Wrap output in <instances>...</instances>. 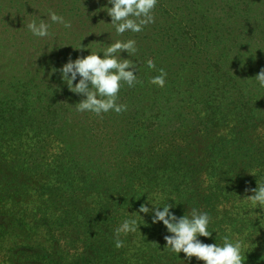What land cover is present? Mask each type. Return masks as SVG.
<instances>
[{
  "label": "trees",
  "instance_id": "1",
  "mask_svg": "<svg viewBox=\"0 0 264 264\" xmlns=\"http://www.w3.org/2000/svg\"><path fill=\"white\" fill-rule=\"evenodd\" d=\"M174 1L158 0L153 24L118 36L107 0H27L26 25L51 24L52 10L71 27L51 24L42 39L26 29L36 73L0 80V264H187L164 248L162 223L144 214L140 232L121 234L124 246H115L116 228L136 218L126 212L156 201L173 204L177 217L207 212L213 233L203 243L240 239L244 264H264V212L240 200L264 182V88L255 80L264 23L251 19L264 1L227 0L232 23H209L211 0ZM129 39L137 52L121 57L133 61L139 82L118 93L126 110L78 112L83 97L58 70L89 54L74 50L80 43L100 51ZM159 69L163 88L149 83Z\"/></svg>",
  "mask_w": 264,
  "mask_h": 264
},
{
  "label": "clouds",
  "instance_id": "2",
  "mask_svg": "<svg viewBox=\"0 0 264 264\" xmlns=\"http://www.w3.org/2000/svg\"><path fill=\"white\" fill-rule=\"evenodd\" d=\"M157 4L158 0H107V5L110 7L105 6L103 9H106V14L111 20L107 25H111L115 33L120 36L126 32L140 33L145 26L153 24ZM48 20L51 24L62 25L64 28L71 27V23L66 21L64 16L52 10L48 12ZM51 24L44 19H34L26 27L32 36L42 39L51 37ZM70 47L73 49L72 46ZM74 50L87 51L89 54L78 56L75 60L69 58L58 71L62 83L67 86L68 90L83 97L74 106L76 110L82 113L91 112L97 116L108 112L119 114L125 111L126 106L117 102L118 93L123 85L133 87L139 81L135 64L128 58H122L121 53H126L127 57L135 55L136 41L116 40L104 44L100 51H90L88 47L83 48L80 43L79 47ZM155 68V62L148 61L147 69L154 70ZM56 71L57 69H52V73ZM166 75L163 69H159V75L151 77L149 83L163 88L166 84ZM77 79L78 82H76ZM255 80L261 88H264V70H261ZM256 185V188L251 190L253 193L251 196L240 200L247 202L253 209H260L261 214L264 212V182L256 183ZM149 204L152 206L151 209L147 206ZM173 207V204L170 205L168 202L166 204H161L159 201L146 202L139 207L138 213L130 215L126 212V216L136 218L124 219L116 228L115 246L117 248L124 246L119 238L121 234L126 236L140 232L138 221H143L140 214H144L150 216L152 224L162 223L169 234L164 236V248L177 256L183 253L182 261L187 264H191L193 257L202 264H244L245 245L240 239L230 240L225 237L222 244H205L199 239V237L211 238L213 233L208 230L211 217L207 212L193 208L188 214L177 217L171 211ZM226 207H231V205L221 204L219 210L223 211ZM255 215L259 217L257 213Z\"/></svg>",
  "mask_w": 264,
  "mask_h": 264
},
{
  "label": "rangeland",
  "instance_id": "3",
  "mask_svg": "<svg viewBox=\"0 0 264 264\" xmlns=\"http://www.w3.org/2000/svg\"><path fill=\"white\" fill-rule=\"evenodd\" d=\"M178 1L176 0V2ZM236 1L245 2L246 0ZM26 2L27 0H0V80L4 81V86L11 81H22L27 78L28 73H36L35 66L38 65V60L36 57L32 58V53L26 52L29 39H33L29 38V33L26 31V12L28 11ZM176 2L174 1V3ZM211 2L213 6H211L209 12L211 16L209 23H232L234 21L229 20V15L231 14H228V8L230 3H226L227 0H211ZM46 3L44 1L39 5L44 6ZM261 5L264 7V3ZM91 9L92 4L89 1L85 8L82 9V12L84 15L88 13L90 15ZM35 11H37L36 8ZM251 16L252 21L264 23V10L254 12ZM238 17H241L240 14ZM205 39L208 40L209 36H206ZM256 46L261 47L258 43H256ZM255 49L258 50L259 48ZM262 57H264V54H262ZM260 69L264 70V65H261ZM43 77H41V80ZM10 167L12 168L11 165ZM14 167H18L17 162ZM73 173L74 170L70 171V177L73 176Z\"/></svg>",
  "mask_w": 264,
  "mask_h": 264
}]
</instances>
